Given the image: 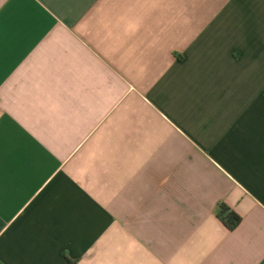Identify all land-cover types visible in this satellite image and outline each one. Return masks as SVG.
I'll return each mask as SVG.
<instances>
[{
    "label": "crops",
    "instance_id": "1",
    "mask_svg": "<svg viewBox=\"0 0 264 264\" xmlns=\"http://www.w3.org/2000/svg\"><path fill=\"white\" fill-rule=\"evenodd\" d=\"M0 264H264V0H0Z\"/></svg>",
    "mask_w": 264,
    "mask_h": 264
},
{
    "label": "trees",
    "instance_id": "2",
    "mask_svg": "<svg viewBox=\"0 0 264 264\" xmlns=\"http://www.w3.org/2000/svg\"><path fill=\"white\" fill-rule=\"evenodd\" d=\"M217 216L231 232L235 230L241 223L240 215H238L225 203H221L219 205Z\"/></svg>",
    "mask_w": 264,
    "mask_h": 264
}]
</instances>
